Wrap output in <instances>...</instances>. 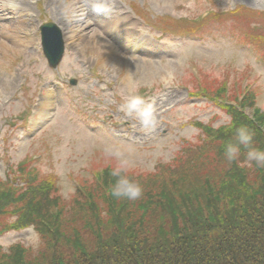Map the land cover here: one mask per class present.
Returning a JSON list of instances; mask_svg holds the SVG:
<instances>
[{"label":"rangeland","instance_id":"374dc122","mask_svg":"<svg viewBox=\"0 0 264 264\" xmlns=\"http://www.w3.org/2000/svg\"><path fill=\"white\" fill-rule=\"evenodd\" d=\"M238 5L264 10V0H0V178L32 158L37 176L56 175L58 194L71 202L77 179L111 161L137 173L175 165L186 142H202L196 123L218 127L231 119L206 98L189 96L196 68L213 85L226 77L242 87L249 82L264 111V61L229 22H209L202 37L155 27L165 15L200 19ZM124 15V31L105 36V25ZM48 21L65 35L56 68L41 45L39 28ZM134 95L153 105L154 126L145 128L127 109ZM14 243L32 256L42 246L32 227L0 235L4 251Z\"/></svg>","mask_w":264,"mask_h":264},{"label":"trees","instance_id":"16d2710c","mask_svg":"<svg viewBox=\"0 0 264 264\" xmlns=\"http://www.w3.org/2000/svg\"><path fill=\"white\" fill-rule=\"evenodd\" d=\"M160 20L155 27L163 33L200 37L209 22H229L264 61V10L238 5L210 9L200 20ZM201 74H192L189 96L206 98L231 119L218 127L196 123L202 142H186L175 165L137 173L111 161L77 179L71 202L58 194L56 175L37 176L34 159L11 167L0 178V235L32 227L42 246L35 256L20 243L0 246V264H264V167L250 166L245 149L232 162L224 155L240 127L264 150V111L249 82L242 87L226 77L213 85ZM118 181L138 184L142 195H115L129 187Z\"/></svg>","mask_w":264,"mask_h":264},{"label":"clouds","instance_id":"9594fccd","mask_svg":"<svg viewBox=\"0 0 264 264\" xmlns=\"http://www.w3.org/2000/svg\"><path fill=\"white\" fill-rule=\"evenodd\" d=\"M127 109L130 113H135L136 119L145 127L154 126L155 114L153 105L145 100L143 96L134 95L127 102ZM254 134L247 127H240L236 130L235 142L228 143L225 146L224 155L229 161L238 160L241 150L245 149L246 160L251 166L253 163L257 166L264 167V150L253 146ZM119 183H128L129 187L126 191H115L117 196H125L130 200L138 199L142 195V189L138 184L130 181H118Z\"/></svg>","mask_w":264,"mask_h":264},{"label":"water","instance_id":"95a60500","mask_svg":"<svg viewBox=\"0 0 264 264\" xmlns=\"http://www.w3.org/2000/svg\"><path fill=\"white\" fill-rule=\"evenodd\" d=\"M52 33H55V38ZM43 47L50 64L53 67L57 66L63 56L64 46L60 32L51 24L43 27Z\"/></svg>","mask_w":264,"mask_h":264},{"label":"bare ground","instance_id":"6f19581e","mask_svg":"<svg viewBox=\"0 0 264 264\" xmlns=\"http://www.w3.org/2000/svg\"><path fill=\"white\" fill-rule=\"evenodd\" d=\"M88 12L90 13V15L93 18L95 17V19L98 20L97 12H93L91 9V6H89V5H88ZM124 16L125 17H120L119 19L114 20L109 26L105 25L104 31H103L104 35L108 36V35L120 34L121 31H124V29L126 28L127 23H128V19L126 18V15H124ZM128 29H129V27H128ZM129 31H132V30H129ZM64 37H65V35H64Z\"/></svg>","mask_w":264,"mask_h":264}]
</instances>
